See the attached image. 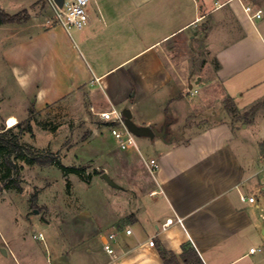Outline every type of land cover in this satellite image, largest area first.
Returning <instances> with one entry per match:
<instances>
[{
	"label": "crops",
	"instance_id": "0c3cea01",
	"mask_svg": "<svg viewBox=\"0 0 264 264\" xmlns=\"http://www.w3.org/2000/svg\"><path fill=\"white\" fill-rule=\"evenodd\" d=\"M245 4L260 7L261 16L250 18ZM0 8L30 13L0 23L1 58L23 108L6 118L73 109L69 117L81 116L90 131L79 148L76 140L62 148L76 138L67 123L42 128L51 137L42 146L30 123L28 143L64 153L76 147L82 161L97 156L117 185L82 180L104 197L98 207L86 197L66 218L46 222L25 210L12 221L0 216V264H165L159 248L175 255L173 264H264V121L237 123L225 108L210 111L207 85L191 84L169 58L172 44L203 40L215 61L211 83L224 96L238 109L263 99L264 0H89V21L69 30L46 22V0H0ZM111 109H128L135 124L162 135L136 136L120 149L111 122L91 119V110ZM75 215L85 216L82 228L60 226L53 239L29 235L36 218L67 226ZM113 232L109 253L103 241Z\"/></svg>",
	"mask_w": 264,
	"mask_h": 264
},
{
	"label": "rangeland",
	"instance_id": "374dc122",
	"mask_svg": "<svg viewBox=\"0 0 264 264\" xmlns=\"http://www.w3.org/2000/svg\"><path fill=\"white\" fill-rule=\"evenodd\" d=\"M15 13L21 14L22 18H27L30 15L27 9H22ZM45 16H50V11H46ZM187 44H172L170 46L169 58L171 59V63L176 64V66H174L176 71L183 67V73L187 72L189 74L188 77L191 84L198 86L207 85L203 87V90H205L204 93L206 96L209 97L210 106H207L209 107L208 109L211 111L214 108H225L231 121L237 123L249 120L253 121L255 118L264 121V98L248 107L238 109L229 97L223 95L218 85L211 83L215 70V61L203 46V40H187ZM18 96V91L10 80L0 53V127L10 128L13 133H19V142L26 144H29V140L33 139L36 133L38 138L33 141L38 146L46 144L47 140L51 138L42 128L55 130L64 123H67L66 126L70 129V132L76 135V138L70 137V139L64 141L62 148L71 140H76L74 144H77L79 148L83 139L88 136L90 132L89 128L84 129L85 123L82 121L81 116H78L77 119L69 117L74 115V111L73 109L67 111V108L64 107L61 111L54 112L49 109L41 114H37L32 109L29 111L25 110L23 118L19 117L17 120L20 125H25L28 122L31 123L32 130L35 133L31 134V130L28 131L29 133H25L21 136L22 132H19V127L15 125L8 127L6 124V115L8 112L14 111L19 115L23 110ZM91 112V119L97 122L99 117L94 114L93 110H91ZM63 132L64 131L61 130L59 134H63ZM78 148L75 147L65 153L61 151V149L51 151L61 162H67L68 165L83 168L80 174L75 175L68 174L64 176L57 167L51 165H34L32 167L24 165L19 176L13 173L12 180L2 179L5 167L0 160V216L9 218L10 220L13 215L21 214L23 210H25L26 215L32 214L35 211L40 215L43 221L49 222L52 218H66L71 213H77L82 209L83 200L89 196L98 207L100 203L99 200L104 197L102 188L93 184L90 186L85 185L82 183L83 179H81V177L90 182L104 180L102 176L105 172L103 169L104 165L99 163L97 156L85 161L78 159L77 152L75 153L73 151ZM36 149L42 152H44V150L50 151L49 147ZM12 158L18 165L25 163L21 159H16L13 155ZM13 180H16L20 189H17L15 183L11 182ZM8 188L12 190H5ZM108 199H110L109 196ZM103 208L102 206L101 210ZM98 211L97 216L100 215ZM37 214L34 215L36 216ZM104 214L105 211L102 215ZM81 218L83 219L85 216H73L70 220V224L67 226L62 225V219H59V221L55 223L52 222V224L49 225L46 223H38V219L36 218V222L29 228V235L31 236L33 232L37 234L41 231L44 236H46V239H53L54 234H57L60 226L62 229H65V231L72 228H82L84 225L83 222H81Z\"/></svg>",
	"mask_w": 264,
	"mask_h": 264
},
{
	"label": "built area",
	"instance_id": "2783aa9c",
	"mask_svg": "<svg viewBox=\"0 0 264 264\" xmlns=\"http://www.w3.org/2000/svg\"><path fill=\"white\" fill-rule=\"evenodd\" d=\"M89 0H64L61 7H59L54 0H46L50 8V16L46 18V22L50 25H61L66 30L72 28H81L89 21V13L87 10ZM245 12L249 15L250 18H259L262 14L260 7H255L251 4L244 5ZM101 120L109 121L112 123L110 126V132L118 142L120 149L125 150L132 145H135V135L130 132L125 124L124 117L121 110L111 109L107 111H96L94 112ZM156 164L154 159L149 161V168ZM241 201H247L253 203L256 201L254 195L240 196ZM170 219L166 220L162 227L164 228L170 223ZM125 232L127 234L131 233L130 228H126ZM115 232L108 234L103 241V248L109 252L113 253L111 241L115 238ZM149 244L153 245L154 240L151 238ZM254 248H251L253 251Z\"/></svg>",
	"mask_w": 264,
	"mask_h": 264
},
{
	"label": "trees",
	"instance_id": "16d2710c",
	"mask_svg": "<svg viewBox=\"0 0 264 264\" xmlns=\"http://www.w3.org/2000/svg\"><path fill=\"white\" fill-rule=\"evenodd\" d=\"M28 18V17H27ZM27 18H22L21 14L14 13L10 14L5 12L0 8V23H12V22H21L26 20ZM15 126L19 127V132H23L25 130L31 131L30 123H26L25 125H20L17 123ZM19 133H13L10 128L0 127V160L3 166L5 167L4 172L2 174V179L12 180V175L15 173L19 176L22 165H18L14 160H12V155L16 159L23 160L26 164H38V165H56L59 169H61L64 173H76L80 174L82 167L76 166H66L62 164L51 151L42 152L34 148L32 145L19 142ZM81 179L84 180L83 177ZM11 182L15 183L17 189H20L16 180ZM159 253L163 257L165 264H173V260L175 255L166 251L163 248H159Z\"/></svg>",
	"mask_w": 264,
	"mask_h": 264
},
{
	"label": "water",
	"instance_id": "95a60500",
	"mask_svg": "<svg viewBox=\"0 0 264 264\" xmlns=\"http://www.w3.org/2000/svg\"><path fill=\"white\" fill-rule=\"evenodd\" d=\"M56 4L61 7L64 0H54ZM122 114L124 117V124L126 128L132 132L135 136H147L153 137L154 135H162V130L159 131L156 128L149 126H138L135 124L131 118V112L128 109L122 110ZM103 178L113 186H117L106 173L102 174Z\"/></svg>",
	"mask_w": 264,
	"mask_h": 264
},
{
	"label": "bare ground",
	"instance_id": "6f19581e",
	"mask_svg": "<svg viewBox=\"0 0 264 264\" xmlns=\"http://www.w3.org/2000/svg\"><path fill=\"white\" fill-rule=\"evenodd\" d=\"M17 122V118L14 115H9L6 118V124L8 127L13 126Z\"/></svg>",
	"mask_w": 264,
	"mask_h": 264
}]
</instances>
